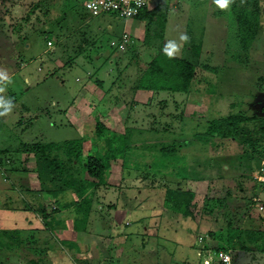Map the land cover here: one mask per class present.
Returning a JSON list of instances; mask_svg holds the SVG:
<instances>
[{
    "label": "rangeland",
    "instance_id": "1",
    "mask_svg": "<svg viewBox=\"0 0 264 264\" xmlns=\"http://www.w3.org/2000/svg\"><path fill=\"white\" fill-rule=\"evenodd\" d=\"M156 1L151 26L144 21L136 35L127 33L123 49L119 40L100 39L86 60L78 50L84 35L75 33L86 0H0V101L11 103L0 115V264H205V250L225 252L228 222L247 231L249 247L251 233L263 237L264 0L256 40L244 52L243 0ZM96 19L117 33L130 21ZM171 43V56L196 65L190 92H137ZM233 114L249 119L243 134L206 138L209 121ZM111 133L126 136L133 171L124 178L112 163L110 185L96 190L87 220L78 206L61 210L57 198L40 195L33 146L86 137L102 147ZM167 148L179 153L188 179L170 160L162 168ZM168 187L195 192L192 216L164 206ZM74 199L71 190L62 196ZM240 240L227 250L232 264H264V250L244 251Z\"/></svg>",
    "mask_w": 264,
    "mask_h": 264
},
{
    "label": "trees",
    "instance_id": "2",
    "mask_svg": "<svg viewBox=\"0 0 264 264\" xmlns=\"http://www.w3.org/2000/svg\"><path fill=\"white\" fill-rule=\"evenodd\" d=\"M237 6L233 2V8H237ZM243 6L244 9L238 14L237 22L240 35L239 44L244 52L247 51L257 37L256 28L259 20L260 0H243ZM156 12L157 9L143 10L136 19L146 21L147 25L151 26L152 19L158 17ZM165 23L166 21H164L163 26H165ZM195 74L196 65L190 60L169 56L161 51L141 77L138 89L189 93L193 87ZM248 120L238 114L211 120L205 133L206 138L210 140V138L218 136L224 139H236L238 134H243L246 131V128L242 125ZM263 130L264 127H261L260 131L263 132ZM105 132V128L99 130L97 138L103 141ZM111 135L112 137H108L102 142V147H99L96 141H90L86 137L64 142L41 143L33 146L30 151L34 153L37 163L36 171L40 182V195L42 197L45 195L57 198L55 202L61 210L73 205H76L75 207L78 206L84 215V219L87 220L96 190L99 186L110 182L109 172L112 163L122 165L124 170H126V174H123L124 178L127 177V174L128 176L131 175V171H133L130 169V162L127 159L126 136L120 135L117 137L114 133H111ZM117 142L118 145L116 146ZM24 151L27 152V149L25 148ZM177 153L175 149L167 148L163 154L167 162L164 161L162 168L167 169L171 163H176L177 165H174V168L179 171V177L182 180H186L189 178V171L185 163H182L179 153ZM178 159H180V163ZM169 160L171 163H168ZM158 171L159 173L161 172L160 170ZM153 172H155L154 168L151 171H147L144 177L147 179L148 175ZM68 190L73 191L75 199L72 202H63L62 196ZM195 198L196 194L191 190L181 187H168L164 206L175 213L192 216ZM226 202L227 200H224L222 206H227ZM29 207L34 213L39 211L34 205ZM75 209L77 211V208ZM226 230L227 235L224 239L226 240L227 248H224L225 252L228 249H239L240 239L244 243L241 244L240 249L244 251H251L255 248L264 250V234L262 237L259 232L251 233L248 243L253 246L249 247L245 240L247 239V231L245 229H239L232 222H228ZM3 234H6V232L0 233V238H2ZM5 245L6 242L3 244V241H0V249ZM7 247H11V245H7Z\"/></svg>",
    "mask_w": 264,
    "mask_h": 264
},
{
    "label": "built area",
    "instance_id": "3",
    "mask_svg": "<svg viewBox=\"0 0 264 264\" xmlns=\"http://www.w3.org/2000/svg\"><path fill=\"white\" fill-rule=\"evenodd\" d=\"M85 8L92 17L102 15H114L121 19H136L143 10H150L151 0H86ZM128 34L122 36L120 48L123 49L128 42ZM52 43L49 42V45ZM209 254V258L204 254V263L209 264L210 261L216 259L219 264H232V256L224 251H215L214 256L211 255L212 250H205ZM210 259V260H209Z\"/></svg>",
    "mask_w": 264,
    "mask_h": 264
},
{
    "label": "crops",
    "instance_id": "4",
    "mask_svg": "<svg viewBox=\"0 0 264 264\" xmlns=\"http://www.w3.org/2000/svg\"><path fill=\"white\" fill-rule=\"evenodd\" d=\"M158 5L159 4L156 0H151L150 10L157 9ZM77 17H79L78 21H79L80 26L78 28H76L75 33H78V31H81L84 35L83 45H81L78 48V50L84 56L86 53V56H85L86 60L92 59L91 56H88L87 53L89 51H93V49H95V48L102 47L101 41L104 40L105 38H107V44L109 46H112V44L115 43L117 40H119L121 42V39H122V36L124 33H128L129 35H133V34L136 35L137 31L141 28V25L144 24V21L139 20V19L130 20L129 22L126 23V26H124V28H126L125 31H123V33H117L116 31H114L112 29L113 27L111 24H107L105 26V28H102L100 22L96 21L97 20L96 17H92L87 10H86V13H84V14L78 13ZM99 17H97V18H99ZM94 21L98 26L96 24H93ZM106 31H108V33H106ZM100 39H101V41H99ZM49 42L52 43V39H50ZM99 44H100V47H99ZM112 55L113 56H112V59L110 60V62L114 63L117 61L115 59V57H118V54H117V52H115ZM97 58L99 59L100 57H97ZM140 91H142V90H140V89L137 90V92H140Z\"/></svg>",
    "mask_w": 264,
    "mask_h": 264
},
{
    "label": "clouds",
    "instance_id": "5",
    "mask_svg": "<svg viewBox=\"0 0 264 264\" xmlns=\"http://www.w3.org/2000/svg\"><path fill=\"white\" fill-rule=\"evenodd\" d=\"M217 3H221V6H223L221 0H217ZM181 39H187V37L181 36ZM176 47L177 46L174 43H171V44L165 46L164 51L167 55L171 56V55H173V51L175 50ZM0 103H3V105H4V111L0 112V115H3L4 112H7L11 109V103L10 102L0 101Z\"/></svg>",
    "mask_w": 264,
    "mask_h": 264
}]
</instances>
